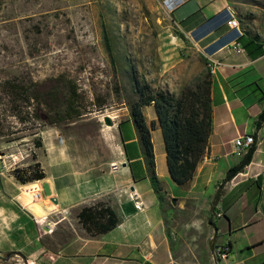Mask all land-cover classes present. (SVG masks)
<instances>
[{"label": "crops", "instance_id": "obj_1", "mask_svg": "<svg viewBox=\"0 0 264 264\" xmlns=\"http://www.w3.org/2000/svg\"><path fill=\"white\" fill-rule=\"evenodd\" d=\"M175 2L178 6L172 15L179 28L178 44L199 54L204 70L207 65L213 68L212 129L205 157L187 188L171 181L164 148V168L156 162V177L171 198L190 194L213 198L228 170L247 153H236L234 141L254 134L250 164L224 185L211 214L216 231L210 225V239L213 248H228V258L215 264H264V123L256 129L264 112V15L255 32L242 31L239 36L228 26L235 16L227 0ZM238 37L243 38L241 43ZM234 44L243 52L235 53ZM124 111L110 128L111 141L121 154L119 172L109 170L108 141L103 156L95 151L77 155L67 149L62 133L50 130V148L36 154L45 172L42 181L21 185L0 173V264H174L164 205L151 180L141 179L146 170L142 158L128 161L124 152V144L137 142L129 113ZM143 113L148 126L156 122L151 140L155 133L162 136L154 107L144 108ZM100 201L117 215L118 226L97 237L75 229L80 210ZM71 218H76L74 225ZM11 252L21 256L1 259Z\"/></svg>", "mask_w": 264, "mask_h": 264}, {"label": "rangeland", "instance_id": "obj_2", "mask_svg": "<svg viewBox=\"0 0 264 264\" xmlns=\"http://www.w3.org/2000/svg\"><path fill=\"white\" fill-rule=\"evenodd\" d=\"M227 1L243 32L260 27L264 0ZM178 29L164 0H0V173L32 164V155L50 148V130L62 133L77 155L103 156L108 141V160L119 161L112 129L101 126L99 112L126 114L134 78L178 93L205 71L203 58L178 44ZM69 84L77 89L79 118L66 114ZM152 143L155 165L164 168L162 136L155 133ZM158 188L174 264H215L213 198H171Z\"/></svg>", "mask_w": 264, "mask_h": 264}, {"label": "trees", "instance_id": "obj_3", "mask_svg": "<svg viewBox=\"0 0 264 264\" xmlns=\"http://www.w3.org/2000/svg\"><path fill=\"white\" fill-rule=\"evenodd\" d=\"M242 37H238L236 41L241 43ZM104 41L106 48L109 49V41L105 32ZM16 89L19 90L17 93L21 94L19 87L11 85V92H16ZM67 89L66 114L70 119L79 118L81 112L77 106L80 100L76 86L69 84ZM131 92L132 95L124 101V105L135 129L137 142L124 144V152L128 161L142 158L146 174L143 173L141 179L148 177L151 180L155 194L159 199L158 186L160 183L155 173L154 149L151 140V131L155 129L156 122L152 121L148 126L143 113L144 108L153 106L162 132L169 177L179 188H187L198 165L205 157L212 129L210 69L207 67L201 77L197 78L193 84L185 86L178 93H172L167 88L155 89L137 78L131 81ZM263 123L264 112L256 121V129H260ZM118 127L121 131V124ZM35 145L36 148H40L41 141L37 140ZM255 147L256 145L252 146L241 162L228 170L224 180L218 185L212 200V215L214 207L222 195L224 185L250 164ZM32 160V164L15 168L10 172L11 177L21 185L42 181L45 178V172L35 155H32ZM131 170L135 177L133 166H131ZM210 218L209 223L216 231V226ZM77 220L90 237L104 235L115 229L120 223L114 211L101 201L82 208L77 214ZM15 255L21 256L11 252L5 254L1 259L8 260Z\"/></svg>", "mask_w": 264, "mask_h": 264}, {"label": "built area", "instance_id": "obj_4", "mask_svg": "<svg viewBox=\"0 0 264 264\" xmlns=\"http://www.w3.org/2000/svg\"><path fill=\"white\" fill-rule=\"evenodd\" d=\"M164 5L165 8H171L172 11L178 6V2H175V0H164ZM228 26L231 27L232 29H235L238 33L239 36L242 35V30L240 28V25L238 22H236L235 19H231L230 21H228ZM232 50L235 53H241L243 52V49L238 45V44H234L232 47ZM207 67H211V65H207ZM213 71V68H212ZM99 122L101 123V126L106 127L104 124V118L108 117L110 118V120L113 122L116 120V116L113 115H106V114H102L101 112H99ZM256 145V140H255V136L254 134H249V135H245L242 137H238L235 141H234V149L236 153H241V152H247L252 146ZM122 168V163L116 161V162H112L109 164V170L111 173H117L121 170ZM132 197V196H131ZM140 206L138 204H135V208H139ZM214 255L216 260H226L228 258V248L226 247H222V248H217L214 251Z\"/></svg>", "mask_w": 264, "mask_h": 264}, {"label": "water", "instance_id": "obj_5", "mask_svg": "<svg viewBox=\"0 0 264 264\" xmlns=\"http://www.w3.org/2000/svg\"><path fill=\"white\" fill-rule=\"evenodd\" d=\"M104 124L106 127H110V128L113 127V122L108 117L104 118ZM125 166H126V164L123 165V167H125Z\"/></svg>", "mask_w": 264, "mask_h": 264}, {"label": "bare ground", "instance_id": "obj_6", "mask_svg": "<svg viewBox=\"0 0 264 264\" xmlns=\"http://www.w3.org/2000/svg\"><path fill=\"white\" fill-rule=\"evenodd\" d=\"M210 69V72L212 73V68L211 67H208ZM62 138V137H61Z\"/></svg>", "mask_w": 264, "mask_h": 264}]
</instances>
